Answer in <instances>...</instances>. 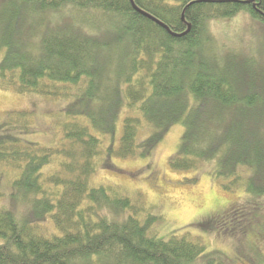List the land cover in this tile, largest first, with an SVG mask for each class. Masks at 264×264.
<instances>
[{"label": "trees", "instance_id": "1", "mask_svg": "<svg viewBox=\"0 0 264 264\" xmlns=\"http://www.w3.org/2000/svg\"><path fill=\"white\" fill-rule=\"evenodd\" d=\"M133 1L183 36L131 0H0V90L66 102L59 147L30 140L35 113L0 115V264L214 263L188 236L156 238L158 217L121 187L94 184L106 140L111 157L145 159L181 125L174 171L213 164L224 191L264 198V97L208 37L242 12L263 24L264 0ZM53 13L64 23L44 24Z\"/></svg>", "mask_w": 264, "mask_h": 264}, {"label": "rangeland", "instance_id": "2", "mask_svg": "<svg viewBox=\"0 0 264 264\" xmlns=\"http://www.w3.org/2000/svg\"><path fill=\"white\" fill-rule=\"evenodd\" d=\"M49 17L44 24L50 27L64 23H60L59 13ZM208 37L212 53L232 58L234 72L247 84L253 83L264 97V23L242 12L233 18L210 21ZM65 107L66 102L59 99L0 90V115L35 113L37 133L30 140L43 146H60L62 118L55 115L64 114ZM183 135V126L171 127L145 159L111 157L110 148L117 144L106 140L94 184L121 187L136 205L151 209L159 222L148 230L156 238L188 236L203 244L206 254L214 253L212 264H264V198L224 191L211 173L213 164L205 165L202 171H174L170 159L178 152ZM115 136H121L118 127ZM60 160L48 166L45 173L59 169ZM43 224L44 231L52 228L48 222Z\"/></svg>", "mask_w": 264, "mask_h": 264}, {"label": "water", "instance_id": "3", "mask_svg": "<svg viewBox=\"0 0 264 264\" xmlns=\"http://www.w3.org/2000/svg\"><path fill=\"white\" fill-rule=\"evenodd\" d=\"M131 2H132V4L134 5V7H135V9L138 11V12H140L142 15H144V16H146V17H148V18H151L152 20H154V21H158V20H156L155 18H153V17H151L149 14H147V13H145V12H143V11H141L139 8H137V6L135 5V3H134V1L133 0H131ZM158 23L160 24V25H162L167 31H169L172 35H174V36H183V35H177V34H174L166 25H164L163 23H161V22H159L158 21ZM190 31V27H189V29H188V31L187 32H189Z\"/></svg>", "mask_w": 264, "mask_h": 264}]
</instances>
